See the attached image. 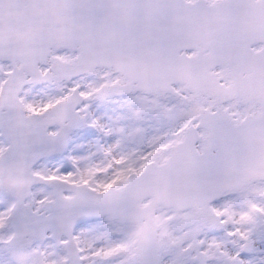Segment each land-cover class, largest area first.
I'll return each instance as SVG.
<instances>
[{
    "label": "snow or ice",
    "instance_id": "1",
    "mask_svg": "<svg viewBox=\"0 0 264 264\" xmlns=\"http://www.w3.org/2000/svg\"><path fill=\"white\" fill-rule=\"evenodd\" d=\"M0 264H264V0H0Z\"/></svg>",
    "mask_w": 264,
    "mask_h": 264
}]
</instances>
